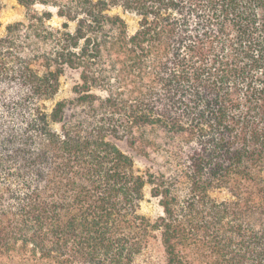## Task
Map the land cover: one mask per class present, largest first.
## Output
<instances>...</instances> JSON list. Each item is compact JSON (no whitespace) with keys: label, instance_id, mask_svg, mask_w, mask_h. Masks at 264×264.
I'll return each mask as SVG.
<instances>
[{"label":"trees","instance_id":"16d2710c","mask_svg":"<svg viewBox=\"0 0 264 264\" xmlns=\"http://www.w3.org/2000/svg\"><path fill=\"white\" fill-rule=\"evenodd\" d=\"M18 3L0 264H264V0Z\"/></svg>","mask_w":264,"mask_h":264},{"label":"rangeland","instance_id":"374dc122","mask_svg":"<svg viewBox=\"0 0 264 264\" xmlns=\"http://www.w3.org/2000/svg\"><path fill=\"white\" fill-rule=\"evenodd\" d=\"M35 7L38 9L44 8L42 5L39 4L35 5ZM47 8L52 9L51 7ZM24 14L25 8L18 3V0H3V8L0 11V33L4 31V27L6 24L23 19ZM60 21V19L55 17L53 19V24L55 26H58ZM128 22L130 24V27H134L135 22L132 16H129ZM77 79L78 73L76 71L70 69L66 70V72L61 76L60 79L62 86V96H71L70 89L73 84L77 81ZM118 144L124 151L133 155L137 168L143 170L145 167L144 160L138 157L131 149H129L125 141H120L118 142ZM146 194L147 200L143 205V212L148 216H154L160 211V208L153 199L149 198L148 191H146Z\"/></svg>","mask_w":264,"mask_h":264}]
</instances>
